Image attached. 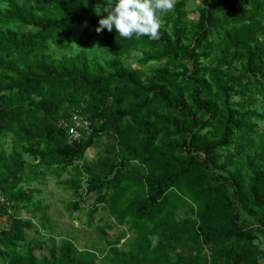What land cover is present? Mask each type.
<instances>
[{
	"label": "trees",
	"instance_id": "trees-1",
	"mask_svg": "<svg viewBox=\"0 0 264 264\" xmlns=\"http://www.w3.org/2000/svg\"><path fill=\"white\" fill-rule=\"evenodd\" d=\"M263 124L264 0H0V264H261ZM66 173L131 236L107 262L35 254L33 186Z\"/></svg>",
	"mask_w": 264,
	"mask_h": 264
},
{
	"label": "rangeland",
	"instance_id": "rangeland-1",
	"mask_svg": "<svg viewBox=\"0 0 264 264\" xmlns=\"http://www.w3.org/2000/svg\"><path fill=\"white\" fill-rule=\"evenodd\" d=\"M193 10L195 8L192 4L191 12H194ZM197 16V13L190 14V18H196ZM261 126L264 129V124ZM105 144L102 141L101 145L88 150L86 157L91 164H95L100 160ZM28 160L30 159L28 158ZM71 177L66 173L61 177V180H58L55 176L45 174L33 186L39 193L35 195V202L30 205V208L33 209L37 203H40L41 207L34 214L23 213V216H27L26 218L35 216L33 219L35 228L28 231L30 239L40 236L35 243V254L40 255L45 252V246L48 243L51 244L50 238H54L55 243L70 238L79 250L95 248L99 258L101 257L102 261L106 258L104 262H107L111 258V254L108 253L109 246L107 242L118 241V249L123 251L126 250L125 244L130 242L131 236L124 227L114 224L102 206L96 207V204L91 205L88 201L81 202L73 191L60 184V182L69 180ZM74 204H80V210L74 207ZM95 211L96 213L92 215ZM42 212L49 217L52 231L49 229L47 231L39 230L38 221ZM91 215L93 216L92 219ZM90 220L92 223H90ZM105 226H112L111 229L106 230V237L100 234L99 231V228ZM6 229H8L6 217L0 216V232ZM262 247H264L263 242ZM99 263L101 264V261ZM106 264H109V262ZM261 264H264V262Z\"/></svg>",
	"mask_w": 264,
	"mask_h": 264
},
{
	"label": "built area",
	"instance_id": "built-area-1",
	"mask_svg": "<svg viewBox=\"0 0 264 264\" xmlns=\"http://www.w3.org/2000/svg\"><path fill=\"white\" fill-rule=\"evenodd\" d=\"M59 126L65 129L69 140L71 142H80L84 135L82 132H89L91 129V122L87 119H84L81 115H73V118L70 122H65L64 120H60ZM0 201L5 204L6 200L3 198L0 193Z\"/></svg>",
	"mask_w": 264,
	"mask_h": 264
}]
</instances>
